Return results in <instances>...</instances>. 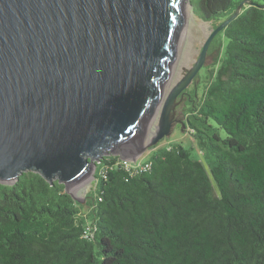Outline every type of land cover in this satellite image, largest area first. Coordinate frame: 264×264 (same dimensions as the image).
<instances>
[{
  "label": "trees",
  "instance_id": "1",
  "mask_svg": "<svg viewBox=\"0 0 264 264\" xmlns=\"http://www.w3.org/2000/svg\"><path fill=\"white\" fill-rule=\"evenodd\" d=\"M243 1L193 0V12L217 27ZM208 55L200 94L184 91L204 158L173 143L134 170L103 153L86 202L35 170L0 182V264H264V0Z\"/></svg>",
  "mask_w": 264,
  "mask_h": 264
},
{
  "label": "water",
  "instance_id": "2",
  "mask_svg": "<svg viewBox=\"0 0 264 264\" xmlns=\"http://www.w3.org/2000/svg\"><path fill=\"white\" fill-rule=\"evenodd\" d=\"M187 1L0 0V182L35 170L80 200L72 187L96 177L104 152L136 161L169 136L213 38L249 2L213 28L142 141L170 80Z\"/></svg>",
  "mask_w": 264,
  "mask_h": 264
},
{
  "label": "rangeland",
  "instance_id": "3",
  "mask_svg": "<svg viewBox=\"0 0 264 264\" xmlns=\"http://www.w3.org/2000/svg\"><path fill=\"white\" fill-rule=\"evenodd\" d=\"M189 1L190 0H188V2ZM194 1H197V0H194ZM191 10L193 14H192V17L186 23L185 31L182 36L183 38L181 39V42H180L178 55H177V58H176V61H175V64H174V67H173V70L170 76V80L168 82V85L165 91L164 97L161 100L160 106L158 107L154 117L150 121L147 127V130L150 127L154 129L157 128L159 121H160L162 105L165 99L167 98L168 93L170 92L171 88L177 83V81L180 80L188 72V70L195 64L196 60L199 58V55L202 51L205 41L207 40L208 36L211 34L214 28L213 22L204 21L193 12V6H191ZM212 61H213V57H209L207 53L205 63L203 67L201 68L203 75L201 78H198V79L196 76L194 81L188 87L189 89L197 84L199 86V94H200L202 85L206 83L205 74H207V69L205 67L208 64H210ZM184 100H185V95L183 99H181L180 103L177 105L175 122L172 128L171 134L161 139L158 142V145L156 147L149 148L145 152H143L137 158L136 161H130L129 163L131 165L136 166L142 162H146L157 148L162 147V146H170L173 143H182L185 147L191 148L193 150V153L197 157L204 158L203 152L198 147V143L196 139L194 138L192 131L187 130L185 127L182 128L181 126L182 122H185L186 120V115H185V110H184V107H185ZM104 153H107V152H104ZM121 160L124 161L122 158ZM93 174L94 173L91 174L92 176H90V178H88L81 184H78L74 188V192L83 202H86L87 194H89V192L95 188L96 177H94ZM88 210L89 208L85 209V211H88Z\"/></svg>",
  "mask_w": 264,
  "mask_h": 264
},
{
  "label": "bare ground",
  "instance_id": "4",
  "mask_svg": "<svg viewBox=\"0 0 264 264\" xmlns=\"http://www.w3.org/2000/svg\"><path fill=\"white\" fill-rule=\"evenodd\" d=\"M192 10H191V6H190V4H189V2L187 1V3H186V9H185V21H186V23L188 22V20L192 17ZM183 36V35H182ZM183 38V37H182ZM155 130L156 129H154V128H152V127H150V128H148V130H146V132H145V135H144V138L143 139H141L142 141L144 140V139H147V138H149L150 136H152V134H154V132H155ZM140 140V141H141ZM92 173H94V172H91L90 173V175L86 178V179H84V180H82L81 182H79V183H77L76 185H74L73 187H72V190L74 191V188L78 185V184H81L82 182H84L85 180H87L88 178H90V176H92L91 174ZM94 175V174H93Z\"/></svg>",
  "mask_w": 264,
  "mask_h": 264
},
{
  "label": "built area",
  "instance_id": "5",
  "mask_svg": "<svg viewBox=\"0 0 264 264\" xmlns=\"http://www.w3.org/2000/svg\"><path fill=\"white\" fill-rule=\"evenodd\" d=\"M124 162L127 163V165L129 167H132L134 170L147 169L148 167H150V162L149 161L142 162V163H140V164H138L136 166L131 165L129 163L130 161H125L124 160ZM90 229H91V226H88L87 229H86V232L85 233H86L87 236L91 234Z\"/></svg>",
  "mask_w": 264,
  "mask_h": 264
}]
</instances>
